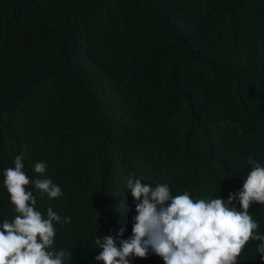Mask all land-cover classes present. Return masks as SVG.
I'll use <instances>...</instances> for the list:
<instances>
[{
  "label": "trees",
  "instance_id": "16d2710c",
  "mask_svg": "<svg viewBox=\"0 0 264 264\" xmlns=\"http://www.w3.org/2000/svg\"><path fill=\"white\" fill-rule=\"evenodd\" d=\"M21 152L62 186L32 187L72 217L57 225L71 264H96L99 232L131 233L130 174L201 197L232 173L226 198L264 162V0H0V170ZM250 211L264 232V205ZM257 243L241 264H264Z\"/></svg>",
  "mask_w": 264,
  "mask_h": 264
},
{
  "label": "clouds",
  "instance_id": "9594fccd",
  "mask_svg": "<svg viewBox=\"0 0 264 264\" xmlns=\"http://www.w3.org/2000/svg\"><path fill=\"white\" fill-rule=\"evenodd\" d=\"M25 154L14 157L12 166L0 170V187L6 191L12 217L0 220V264H71V247L57 244V225L72 217L48 206L38 207L37 196L48 200L63 197L62 186L47 175V161H36L33 178L25 171ZM248 170L241 185L227 197L209 191L196 197L189 190L173 193L167 182L146 183L134 174L127 177V197L133 200L131 233L125 228L95 236L96 264H133L136 258L156 255L163 264H241L242 251L257 241L256 254L264 261V232L250 211L264 205V162L247 158ZM92 237H89L91 240Z\"/></svg>",
  "mask_w": 264,
  "mask_h": 264
}]
</instances>
